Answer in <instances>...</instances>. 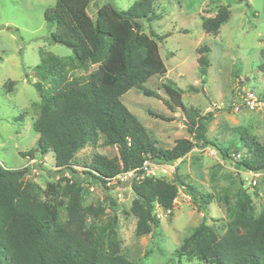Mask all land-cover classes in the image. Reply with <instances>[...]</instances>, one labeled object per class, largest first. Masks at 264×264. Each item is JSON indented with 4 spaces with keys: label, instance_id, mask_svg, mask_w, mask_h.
<instances>
[{
    "label": "trees",
    "instance_id": "obj_1",
    "mask_svg": "<svg viewBox=\"0 0 264 264\" xmlns=\"http://www.w3.org/2000/svg\"><path fill=\"white\" fill-rule=\"evenodd\" d=\"M92 1L55 0L43 12L45 21L53 27L48 41L72 51L70 56L44 52L34 67L33 86L40 105L32 129L38 134V151L52 154L55 172L60 176L41 187L25 179L27 167L0 166V264H135L121 252L115 214L105 224L95 225L105 215L106 207L101 202L83 203L80 178H89L106 188L113 177L140 168L146 158L173 164L195 146L216 147L206 138L212 114L201 116L195 108L186 107L182 91L173 83L162 84L168 96L164 102L171 111L178 108L183 113L192 139H177L171 148L158 147L121 101V96L134 87L142 89L144 95L161 99L159 93L143 86L153 76L167 72L158 43L170 33L149 35L141 25L143 20L161 18L153 7L158 0H135L126 10L107 2L98 6L94 18L87 13ZM229 15V6L220 4L213 16L202 19L203 31L216 35ZM208 51L206 45L197 49L201 75H206L210 65ZM259 53L257 68L264 73V48ZM90 65L96 66L93 74L72 73L87 70ZM14 85L13 80L5 83L7 91ZM99 136L103 137V145L116 147L117 156L107 158L95 153L84 165L85 170L74 169L76 153L87 144L96 145ZM240 138L249 156L232 162L228 152L223 151L222 157L237 169L264 171V144L246 131ZM22 155L33 158L34 150ZM130 187L133 198L129 213L136 219L135 233L150 234L160 225L154 208L171 211L178 186L160 177H143L134 179ZM188 189L194 203L196 199L201 201L198 208L206 211L211 195L199 193L197 197L192 186ZM234 198V204L228 205V222L222 233L206 224L204 213L175 252L205 264H264V205L256 212L249 192L241 185ZM110 204L117 207L113 200ZM61 210L65 212L64 221L60 220Z\"/></svg>",
    "mask_w": 264,
    "mask_h": 264
},
{
    "label": "rangeland",
    "instance_id": "obj_2",
    "mask_svg": "<svg viewBox=\"0 0 264 264\" xmlns=\"http://www.w3.org/2000/svg\"><path fill=\"white\" fill-rule=\"evenodd\" d=\"M134 1L93 0L87 13L94 18L98 6L107 2L126 10ZM54 2L0 0V166L7 169L27 167L29 172L25 179L41 187L57 181L60 174L55 172L52 154L38 151V134L32 129L40 105L33 86L36 81L34 67L44 52L72 55L67 46L48 41L53 27L45 21L43 12ZM220 4L229 6L228 21L221 25L216 35L205 33L202 19L213 16ZM153 7L161 18L143 20L142 30L149 35L170 33L158 43L167 72L150 78L143 89L156 91L161 99L144 95L142 89L134 87L121 96V101L149 131L158 147L171 148L177 139H192L183 113L178 108L171 111L164 102L168 96L162 84L173 83L182 91L181 100L186 107L195 108L201 116L212 114L206 138L216 147L195 146L165 171L154 165L155 177L176 182L178 192L171 211L154 208L160 225L150 234L137 236L136 219L129 213L133 177H113L106 188L89 178H80L83 203L105 205L106 213L95 221L96 226L105 224L114 214L117 216L121 252L135 264H205L175 252L182 239L202 220L203 214L206 224L222 233L228 222V205L234 204V193L240 185L249 192L256 212L264 205V171H245L231 163L249 156L240 138L244 131L264 144V107L260 110L242 108L239 112L231 108L237 87L264 97V73L257 68L261 60L259 52L264 48V0H158ZM203 45L209 47L210 65L206 75H201L196 61L197 49ZM95 68L90 65L87 70L72 73L93 74ZM8 80L15 81L11 91L5 86ZM148 111L171 120L155 118ZM29 150H34L33 158L22 155ZM223 151L228 152L231 161L222 157ZM95 153L113 158L117 156V149L103 145V137L99 136L96 145L87 144L76 153L72 167L77 171L85 170L84 165ZM147 159L156 165L163 163ZM64 175L70 176L67 171ZM187 185L193 187L197 197L199 193L211 195L206 211L198 208L199 199L194 203ZM110 200L117 207L111 206ZM64 219L65 212L61 210L60 220ZM87 224L91 221L87 220Z\"/></svg>",
    "mask_w": 264,
    "mask_h": 264
},
{
    "label": "built area",
    "instance_id": "obj_3",
    "mask_svg": "<svg viewBox=\"0 0 264 264\" xmlns=\"http://www.w3.org/2000/svg\"><path fill=\"white\" fill-rule=\"evenodd\" d=\"M234 96L235 98L233 99V101H231V108L234 112H239L240 109L242 108L260 110L264 107V97L257 96L252 91H249L244 87H237V90ZM236 156L240 157L239 154H237ZM154 165L159 167L162 171H165L167 168L173 167L171 163H160L156 165L146 158L143 161L142 166L140 168L133 169L127 172H122L116 175L115 177L117 178L133 177L135 180L139 178H143V177H155L157 175H156V169L154 168Z\"/></svg>",
    "mask_w": 264,
    "mask_h": 264
}]
</instances>
